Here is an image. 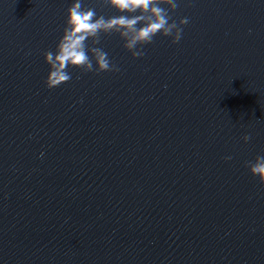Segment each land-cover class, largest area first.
Listing matches in <instances>:
<instances>
[{
  "label": "water",
  "instance_id": "95a60500",
  "mask_svg": "<svg viewBox=\"0 0 264 264\" xmlns=\"http://www.w3.org/2000/svg\"><path fill=\"white\" fill-rule=\"evenodd\" d=\"M74 2L0 0V264H264V0H177L178 43L102 33L120 71L49 89Z\"/></svg>",
  "mask_w": 264,
  "mask_h": 264
},
{
  "label": "clouds",
  "instance_id": "9594fccd",
  "mask_svg": "<svg viewBox=\"0 0 264 264\" xmlns=\"http://www.w3.org/2000/svg\"><path fill=\"white\" fill-rule=\"evenodd\" d=\"M100 3L122 14L108 18L98 16L95 9L86 7L82 0H75L68 7L63 34L55 51L44 52L45 62L49 65L45 84L49 89L71 80L69 67L97 74L120 71L108 58V53L96 46L102 33L118 34L124 41L123 47L133 58H139L144 55L143 46L151 44L157 34L171 37L173 44L178 43L182 38V26L189 22L187 17L178 23L172 18L171 13L179 6L177 0H100ZM250 138L249 135L243 137L245 142ZM246 167L264 185V148L254 162L246 163Z\"/></svg>",
  "mask_w": 264,
  "mask_h": 264
}]
</instances>
